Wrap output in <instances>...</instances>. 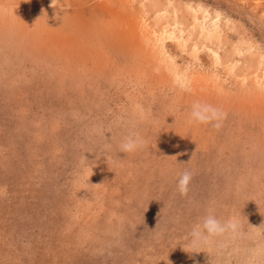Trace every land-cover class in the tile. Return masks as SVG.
I'll return each instance as SVG.
<instances>
[{
  "label": "rangeland",
  "instance_id": "374dc122",
  "mask_svg": "<svg viewBox=\"0 0 264 264\" xmlns=\"http://www.w3.org/2000/svg\"><path fill=\"white\" fill-rule=\"evenodd\" d=\"M0 264H264V0H0Z\"/></svg>",
  "mask_w": 264,
  "mask_h": 264
},
{
  "label": "clouds",
  "instance_id": "9594fccd",
  "mask_svg": "<svg viewBox=\"0 0 264 264\" xmlns=\"http://www.w3.org/2000/svg\"><path fill=\"white\" fill-rule=\"evenodd\" d=\"M56 0H52V6ZM227 113L221 108L208 103H193L190 115L186 121L191 125L210 124L212 127L219 129L222 127ZM145 141L138 132H131L124 137L120 150L123 153H131L143 148ZM193 173L190 170H184L179 174L177 180V189L182 196L189 192V185L192 180ZM242 234V225L236 216L229 217L227 220H221L213 213L206 214L200 222L194 224L189 233L188 240L192 247L206 246L213 242V238H221L225 236H235Z\"/></svg>",
  "mask_w": 264,
  "mask_h": 264
}]
</instances>
